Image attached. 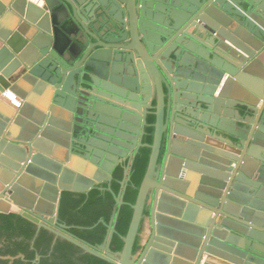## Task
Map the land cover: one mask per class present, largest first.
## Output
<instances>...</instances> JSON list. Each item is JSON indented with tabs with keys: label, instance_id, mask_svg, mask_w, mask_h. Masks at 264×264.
I'll use <instances>...</instances> for the list:
<instances>
[{
	"label": "water",
	"instance_id": "1",
	"mask_svg": "<svg viewBox=\"0 0 264 264\" xmlns=\"http://www.w3.org/2000/svg\"><path fill=\"white\" fill-rule=\"evenodd\" d=\"M252 63L264 70V0H0V213L32 222L34 238L47 230L51 246L66 240L110 264H264V74L258 89L241 79ZM26 107L37 113L32 124L16 113ZM149 116L151 144L143 143ZM179 128L188 130V155L175 152ZM51 133L59 155L43 147ZM144 146L147 168L122 248L112 251ZM41 152L61 165L52 184L26 168ZM115 168L123 169L117 193L101 183ZM98 184L115 207L93 246L57 227L71 228L59 221L63 192L88 196ZM146 205L150 234L147 220L134 253ZM171 218L189 244L161 232Z\"/></svg>",
	"mask_w": 264,
	"mask_h": 264
},
{
	"label": "trees",
	"instance_id": "2",
	"mask_svg": "<svg viewBox=\"0 0 264 264\" xmlns=\"http://www.w3.org/2000/svg\"><path fill=\"white\" fill-rule=\"evenodd\" d=\"M153 124L154 117L149 118ZM147 135L144 142L152 143L153 126L147 127ZM150 155L149 147H142L135 157L131 178L123 195L124 203L119 207L115 232L113 234L110 248L112 251H119L122 248L121 239L127 232L131 216V204L135 202L137 190L147 168ZM117 181H113L112 190L117 193L119 182L122 178V169L116 171ZM110 192L100 191L98 188L92 190L88 196L84 193L63 192L59 209L60 219L70 225L69 232L91 244L99 245L106 235L107 223L110 220L114 205ZM149 205L145 206V216L148 215ZM148 218L142 219L135 239L133 252L141 249L144 245L141 235L144 232ZM36 226L14 213H0V264H32L35 254L40 255V260L35 264H110L94 255L83 253L82 250L66 240L58 239L51 246L53 234L41 229L34 239L33 247L30 249L31 241L35 235ZM22 237V238H21ZM22 257H15L18 255ZM15 257L6 259L4 257ZM3 257V258H1Z\"/></svg>",
	"mask_w": 264,
	"mask_h": 264
},
{
	"label": "crops",
	"instance_id": "3",
	"mask_svg": "<svg viewBox=\"0 0 264 264\" xmlns=\"http://www.w3.org/2000/svg\"><path fill=\"white\" fill-rule=\"evenodd\" d=\"M249 71L250 72H247L244 75H242L241 79L243 80V82L246 83L245 85L249 89L250 88L251 89L252 88L258 89V87L260 86V79H261L260 76H262L264 74V70L261 66L257 65L256 63H252V65L249 68ZM239 92L241 93V96H247V97L252 96V95H250V92L247 91L246 89H240ZM4 99L6 102L9 101L7 96L4 97ZM20 109L22 111L21 107H20ZM21 111H19V109H17L16 113L19 112L20 117H23L24 120H27L29 124H32L34 122V119L37 117V113L35 111H33L32 108L30 109L29 107H26L23 109L22 113H21ZM4 112H5L4 109L0 108V121L2 120L1 117H2V114ZM198 113H200V112H198ZM234 113L235 112H232V114H234ZM224 119H226V122L225 123L223 122V123L227 127H229L230 129H232L233 131L240 132L242 130V128H240L241 123H239L237 119L234 120V119H231L229 117H225ZM24 120H22L21 123L19 124V128H21V129L24 128L23 126L28 125V124L26 125V122H23ZM178 132L179 133L185 132V135L177 136V139H176L177 142L175 143V150H176L175 152H178V153H181L184 155H188L191 151L192 146L186 145L185 143H183V142L190 140L186 137L188 130L179 128ZM19 135H22V134H19ZM204 136L205 135H202L203 139H204ZM207 138H208L207 139L208 143H212V142L215 143L216 142V140L210 136H207ZM58 139H59V137L57 138V136L54 133L49 134L46 141L45 142L43 141V147L50 150L51 152H54L56 155H59L60 154L59 149H56L53 146V145H55L57 147H61L59 144L60 139L59 140ZM217 142H218V144H222L223 146H226L220 140H218ZM0 149H1V147H0ZM255 149L258 152L260 151L259 148L255 147ZM163 155H165L164 150H162V156H161L159 163L163 162V158H164ZM210 160H213V159L210 158ZM177 164H178V161H176V160H174V158L170 157L167 161V164H166V170L169 168V172L171 174L176 173L175 168H176ZM60 167H61V165L58 162V159H56L55 157H49V156H47L41 152V153H36L35 157H33L31 160V164L28 165L26 168H27V170H29V172H31V174L33 176H37V177L41 178L42 180L48 182L49 184H52V183H54L57 174L59 175L58 172L60 170ZM2 175H3V172L1 171V174H0L1 179L4 178V176H2ZM100 184L95 185V187L92 188L90 191H88V193H90L92 190L97 188ZM167 210H168L167 207L161 205L160 211H167ZM174 213H176V212L174 211ZM167 218H170V217H167V216L160 214L159 215V223L166 224L167 223L166 221H169ZM171 219H172V221H171L172 222V229H168L166 227H163L161 229V232L165 236H169L172 240H175V241L180 243V238H181V240L187 241V243L189 244V242L192 241L191 237L189 235H187L185 233V231H183V233H182L181 227L179 228L178 233H177L176 232V226L174 225L177 222L175 219H173V218H171ZM188 226H191V225L187 224V227ZM149 227L150 226H149V220H148V236L150 234V228ZM188 229H190V228H188ZM174 238H176V239H174ZM158 244L161 245L162 243H158ZM158 244H157L156 248L161 249L160 247H158ZM178 246H179V244L176 245V247H175L176 249L174 250L175 251L174 253H176V254L178 253L177 252Z\"/></svg>",
	"mask_w": 264,
	"mask_h": 264
},
{
	"label": "flooded vegetation",
	"instance_id": "4",
	"mask_svg": "<svg viewBox=\"0 0 264 264\" xmlns=\"http://www.w3.org/2000/svg\"><path fill=\"white\" fill-rule=\"evenodd\" d=\"M150 117H152V116H149V118ZM150 125H151V123H149ZM146 136V135H145ZM143 143H145L144 142V139H143ZM141 149V148H140ZM139 149V150H140ZM117 169L118 168H115L114 170H113V173H112V179H111V181L110 182H101L102 184H108V183H113V181H117V178H116V171H117ZM122 169V168H121ZM122 171H123V169H122ZM121 178H123V172H122V176H121ZM119 181V180H118ZM147 218V216H145L144 217V219H146ZM59 221H60V223H62V224H64V222L60 219V217H59ZM59 230H62V231H65V232H67L68 234H71L70 232H69V230L67 229V230H63L62 228H60V227H57ZM56 228V229H57ZM72 235V234H71ZM73 236V235H72ZM22 238V237H21ZM36 238V237H35ZM34 238V239H35ZM34 239L31 241V245H30V249H34V247H33V242H34ZM54 245V244H53ZM94 246V245H93ZM96 246V245H95ZM53 247V246H52ZM81 250V249H80ZM83 252V251H82ZM84 253V252H83ZM134 253H136V252H134ZM36 255H39V254H35V257H34V259L31 261L32 262V264H35V263H38L39 262V260H40V255H39V259H37L36 258ZM92 255V254H91ZM22 256H24V255H18V256H15V257H22ZM15 257H11V256H9V257H4V258H6V259H12V258H15ZM1 258H3V257H1Z\"/></svg>",
	"mask_w": 264,
	"mask_h": 264
},
{
	"label": "clouds",
	"instance_id": "5",
	"mask_svg": "<svg viewBox=\"0 0 264 264\" xmlns=\"http://www.w3.org/2000/svg\"><path fill=\"white\" fill-rule=\"evenodd\" d=\"M5 95H12L11 90H6Z\"/></svg>",
	"mask_w": 264,
	"mask_h": 264
},
{
	"label": "bare ground",
	"instance_id": "6",
	"mask_svg": "<svg viewBox=\"0 0 264 264\" xmlns=\"http://www.w3.org/2000/svg\"><path fill=\"white\" fill-rule=\"evenodd\" d=\"M4 97H6V96H4V95H3V97H2V98H4ZM6 100H7V99H6ZM8 102H9V101H8ZM207 139H208V138H207ZM216 142H217V141H216ZM148 220H149V219H148Z\"/></svg>",
	"mask_w": 264,
	"mask_h": 264
}]
</instances>
